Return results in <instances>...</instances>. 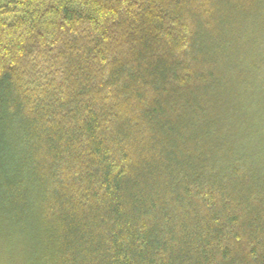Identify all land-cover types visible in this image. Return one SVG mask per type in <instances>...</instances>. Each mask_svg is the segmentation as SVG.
Listing matches in <instances>:
<instances>
[{"label":"trees","instance_id":"obj_1","mask_svg":"<svg viewBox=\"0 0 264 264\" xmlns=\"http://www.w3.org/2000/svg\"><path fill=\"white\" fill-rule=\"evenodd\" d=\"M0 264H264V0H0Z\"/></svg>","mask_w":264,"mask_h":264}]
</instances>
